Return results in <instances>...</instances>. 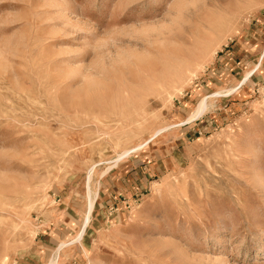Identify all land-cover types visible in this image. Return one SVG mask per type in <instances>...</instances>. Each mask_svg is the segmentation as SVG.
Wrapping results in <instances>:
<instances>
[{"label": "rangeland", "instance_id": "374dc122", "mask_svg": "<svg viewBox=\"0 0 264 264\" xmlns=\"http://www.w3.org/2000/svg\"><path fill=\"white\" fill-rule=\"evenodd\" d=\"M263 49L264 0H0V264H264Z\"/></svg>", "mask_w": 264, "mask_h": 264}, {"label": "bare ground", "instance_id": "6f19581e", "mask_svg": "<svg viewBox=\"0 0 264 264\" xmlns=\"http://www.w3.org/2000/svg\"><path fill=\"white\" fill-rule=\"evenodd\" d=\"M263 51H264V49H263ZM248 74L249 73H247L246 74V76H245V78L248 76ZM181 76V75H180ZM246 80V79H245ZM242 82V80L240 81V83ZM233 89H235V88H233ZM233 89H231V90H233ZM237 89V88H236ZM230 90V91H231ZM228 91V90H227ZM229 91V92H230ZM229 92H226V94H228ZM211 94V93H210ZM217 93H214L213 95H216ZM208 96H210L209 94H208ZM203 99V98H202ZM202 99L200 100V102H199V104H198V107H197V109H195V111L186 119V121H191V120H194L197 116H199L201 113H202V110H203V108H202ZM148 141V140H147ZM140 148V147H139ZM133 149V148H132ZM135 149V148H134ZM123 152V151H122ZM125 153H126V151H124L122 154L120 153V156H123V155H125ZM94 164V163H93ZM96 164V163H95ZM93 167L94 166H92L90 169H89V172H88V175H87V179L89 180V178H90V176H91V170L93 169ZM88 186H89V184H88ZM91 197V196H90ZM93 199V198H92ZM87 203V202H86ZM92 205H93V201L91 200V199H89V202H88V206H87V215H91V210H92ZM86 213V212H85ZM88 217V216H87ZM89 219V218H88ZM84 232V231H83ZM82 232V233H83ZM81 236V235H80ZM79 236V237H80ZM64 245H66V244H60V246L57 248V251H58V249H60L62 246H64ZM55 260H53V261H51L49 264H55Z\"/></svg>", "mask_w": 264, "mask_h": 264}, {"label": "crops", "instance_id": "0c3cea01", "mask_svg": "<svg viewBox=\"0 0 264 264\" xmlns=\"http://www.w3.org/2000/svg\"><path fill=\"white\" fill-rule=\"evenodd\" d=\"M262 58H264V56H262ZM259 65V64H258ZM44 250L46 251L47 249H46V247H44ZM56 264V263H55Z\"/></svg>", "mask_w": 264, "mask_h": 264}]
</instances>
